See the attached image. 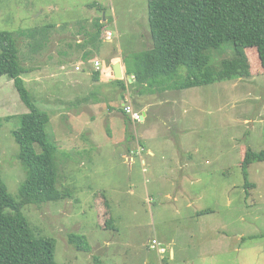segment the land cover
<instances>
[{"label": "rangeland", "instance_id": "rangeland-1", "mask_svg": "<svg viewBox=\"0 0 264 264\" xmlns=\"http://www.w3.org/2000/svg\"><path fill=\"white\" fill-rule=\"evenodd\" d=\"M148 3L0 0V31L13 35L29 70L25 86L51 116L58 188L74 193L23 213L37 237L55 241L57 264H264V162L248 167V187L243 172L248 151L264 152V73L256 62L249 79L165 92L161 82L148 88L108 78L116 58L152 48ZM99 21L102 36L87 42ZM34 29L44 31L38 44L49 36L42 48L25 36ZM210 53L219 71L233 45ZM247 53L257 61L256 50ZM95 59L104 82L89 74ZM129 93L152 102L143 124L120 113ZM26 113L14 82L0 77V118L12 117L0 128V175L17 202L27 171L13 131ZM71 233L85 236L91 251L70 245ZM154 239L165 255L150 248Z\"/></svg>", "mask_w": 264, "mask_h": 264}, {"label": "trees", "instance_id": "trees-1", "mask_svg": "<svg viewBox=\"0 0 264 264\" xmlns=\"http://www.w3.org/2000/svg\"><path fill=\"white\" fill-rule=\"evenodd\" d=\"M148 13L153 46L123 58L126 76L132 79L127 86L151 88L161 82L165 92L249 79L256 62L264 73V0H149ZM94 27L95 34L89 43L103 34L101 21L95 22ZM38 33L44 31L34 29L25 34L34 49L49 42V36L43 34L38 44ZM228 44L233 45V59L223 60L219 71L212 68L210 52L220 51ZM248 50H256L259 60L252 62ZM23 64L13 35L0 31V77L7 76L14 82L21 101L29 109L21 117V127L13 131L27 171L20 201L10 196L0 175V264H57L55 241L37 237L23 210L28 205L71 199L74 193L58 188L57 146L48 135L51 116L33 102L24 80L29 70ZM100 76L101 72L96 71L95 80ZM127 86L123 85L125 91ZM11 119L0 118V128ZM36 145L41 154L36 152ZM254 162H264V152L246 153L243 172L247 187L248 167ZM113 222L111 218L105 227H113ZM67 241L79 251H91L85 236L71 233Z\"/></svg>", "mask_w": 264, "mask_h": 264}, {"label": "crops", "instance_id": "crops-1", "mask_svg": "<svg viewBox=\"0 0 264 264\" xmlns=\"http://www.w3.org/2000/svg\"><path fill=\"white\" fill-rule=\"evenodd\" d=\"M104 22H106V19H104ZM77 41H78V43L80 44V45H83L84 44V38L83 37H81V36H77ZM97 60H99V59H95V61H97ZM117 63H122V70H123V72L126 74V66H125V64H124V60L123 61H120V58H116V61H115V63H114V65L115 64H117ZM113 65V66H114ZM87 66H90V70H89V74L91 75V77H92V79L94 80V81H96L95 80V73H96V69L95 68H93V66L92 65H90V64H88ZM78 67V65L76 66V68ZM81 68V70L80 71H77V72H81V71H83L84 69L82 68V67H80ZM63 70V69H62ZM101 72V76L99 77V79H98V81H96V82H104V76H103V73H102V71H100ZM107 76V75H106ZM110 79H112V78H110ZM115 79V78H114ZM82 79L81 80H79V81H75V83H77V84H81L82 83ZM195 89V88H194ZM133 92V91H132ZM148 97H150L151 98V96H148ZM147 97H141V96H138V95H136L135 93H129L128 95H124L123 96V102H122V105L120 106V113H121V115L125 118V119H127L128 121H131L130 120V118L129 117H127L126 115H124L123 114V112H122V107H123V104L125 103V102H127V101H130L132 104H133V106H135L134 108H135V110L136 111H141V112H143V113H145L146 115V117H145V119L147 118V112H149V110H150V108L152 107V102L151 101H149L150 99H146ZM77 139V138H76ZM141 151H143V149L142 148H140V147H138V149H137V151H134V150H129V158L128 159H131V160H129V162L130 163H133L134 162V160H135V155H139L140 154V152ZM150 155H153V153L152 152H150ZM143 164H144V161H143ZM173 255H174V253L172 252V257H173Z\"/></svg>", "mask_w": 264, "mask_h": 264}, {"label": "built area", "instance_id": "built-area-1", "mask_svg": "<svg viewBox=\"0 0 264 264\" xmlns=\"http://www.w3.org/2000/svg\"><path fill=\"white\" fill-rule=\"evenodd\" d=\"M113 37H114L113 33L108 31L106 34V39L108 41H112ZM94 66H95V69L97 71H102L101 70L102 65H101V62L99 60L95 61ZM76 70L80 71L81 68L77 67ZM106 75L108 78L114 79L113 70L108 71L106 73ZM124 80L128 81L129 83L132 82V79H130L128 77H126ZM122 112L124 115L129 117L132 122L141 123V124H143L145 122V117H146L145 115L146 114L141 112V111H136L130 101H127L123 104ZM129 160H131V159H129ZM150 248L152 250H156L160 256L165 255L167 253V249L165 247H162L161 244L156 239L152 240Z\"/></svg>", "mask_w": 264, "mask_h": 264}, {"label": "water", "instance_id": "water-1", "mask_svg": "<svg viewBox=\"0 0 264 264\" xmlns=\"http://www.w3.org/2000/svg\"><path fill=\"white\" fill-rule=\"evenodd\" d=\"M113 74L116 80H124L127 77L122 70V63H117L113 66Z\"/></svg>", "mask_w": 264, "mask_h": 264}]
</instances>
